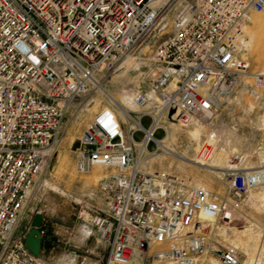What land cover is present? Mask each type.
I'll list each match as a JSON object with an SVG mask.
<instances>
[{"label": "built area", "instance_id": "built-area-1", "mask_svg": "<svg viewBox=\"0 0 264 264\" xmlns=\"http://www.w3.org/2000/svg\"><path fill=\"white\" fill-rule=\"evenodd\" d=\"M263 10L264 0H0V264H56L24 243L39 179L70 104L123 70L140 80L131 105L99 91L102 105L74 149L78 173L104 170L84 193L98 201L79 213L106 249L103 264H201L206 256L241 264L222 237L246 194L264 184V166L249 169L245 153H228L219 192L152 165L178 156L164 143L172 125L210 120L244 77L252 78L248 95L264 97V70L250 71L241 54ZM216 137L203 135L196 157L208 162ZM38 229L46 239L43 221ZM77 257L88 263L87 250Z\"/></svg>", "mask_w": 264, "mask_h": 264}, {"label": "rangeland", "instance_id": "rangeland-1", "mask_svg": "<svg viewBox=\"0 0 264 264\" xmlns=\"http://www.w3.org/2000/svg\"><path fill=\"white\" fill-rule=\"evenodd\" d=\"M252 19L257 24H250L246 29V43L252 46L243 49L241 54L250 61V71H259L264 70V64L255 60V45L251 35L264 32V10L253 14ZM136 74L137 71L110 74L102 84L119 97L123 89L131 93L129 87L133 82L139 86L140 80ZM251 81V77H244V83L237 85L233 95L222 103L210 120L186 126H171V137L164 143L169 148H175L178 155L185 152L183 147L188 145L185 156L202 162V165L184 163L172 153L174 157L159 156L152 166L171 167L172 170L188 175L194 183L219 192L223 191L219 171L228 153H245L249 169L264 166V97L255 101L248 95L247 88ZM102 97L97 90L83 104L77 101L70 104L51 159L39 179L31 203L30 214L41 213L44 216L42 221L48 229L47 248L42 253V259L47 263L79 264L77 255L87 250V264H103L102 259L106 255V249L97 243L94 231L87 236V229L83 227L79 216L87 202L98 201L97 197L88 199L84 193L96 189L104 170L94 167L88 173H78L74 158L77 139L102 105ZM147 122L146 118L142 121L144 125ZM211 131L217 137L212 144L206 145L211 150V154L208 153L206 157L209 158L208 162L207 159L202 161L196 155L203 149V135ZM140 135L136 133L134 137L139 139ZM156 136L161 137L162 132L158 131ZM178 144L182 146L177 147ZM203 164L206 167H202ZM29 221L26 219L20 229L25 231ZM222 238L225 244H233L240 250L241 264H264V184L246 194L241 210L233 212L230 230ZM213 262L221 264L211 256L202 257L201 264Z\"/></svg>", "mask_w": 264, "mask_h": 264}, {"label": "bare ground", "instance_id": "bare-ground-1", "mask_svg": "<svg viewBox=\"0 0 264 264\" xmlns=\"http://www.w3.org/2000/svg\"><path fill=\"white\" fill-rule=\"evenodd\" d=\"M254 20L253 19L251 20V24L255 23ZM255 24H257V23H255ZM256 26L257 25H254L255 28H257ZM251 38H252V40H254V45H255L254 48L252 47L254 49V51H255V60L259 64H264V32H261V33H258V34H252ZM251 46H252V44H251ZM251 46H249L248 43H245V48L251 47ZM120 73L121 74H126V70H123ZM134 83L135 82H133L130 85V87H129V89L131 90V93L127 92L128 91L127 89H123V90H121L119 97L114 96L106 87L102 86L100 84V82H98V83L95 82V86L98 89V91L102 92L103 94H106L108 97H111V98L119 101L123 106L129 107L131 105V96H132V93H133V89L132 88H133ZM171 134H172V132L169 133L168 137H166L164 139V141L166 139H170ZM165 146L168 147L166 144H165ZM170 154H172V153H170ZM185 154H186V152H183L180 155H178V156L175 155V156H177L179 159H181L184 163H189V164H193V165H202L201 164L202 162L196 161V160L192 159L189 156H185ZM213 264H216V263L213 262Z\"/></svg>", "mask_w": 264, "mask_h": 264}, {"label": "water", "instance_id": "water-1", "mask_svg": "<svg viewBox=\"0 0 264 264\" xmlns=\"http://www.w3.org/2000/svg\"><path fill=\"white\" fill-rule=\"evenodd\" d=\"M42 222V214L35 213L31 220V228L24 237L26 247L33 253L38 254L41 248V235L38 227Z\"/></svg>", "mask_w": 264, "mask_h": 264}, {"label": "crops", "instance_id": "crops-1", "mask_svg": "<svg viewBox=\"0 0 264 264\" xmlns=\"http://www.w3.org/2000/svg\"><path fill=\"white\" fill-rule=\"evenodd\" d=\"M42 219L44 220V216L42 217ZM19 234V232L18 233H16V235H18ZM47 239H48V237L46 238V239H44V240H42V242H41V248H40V252H41V254L46 250V248H47Z\"/></svg>", "mask_w": 264, "mask_h": 264}]
</instances>
